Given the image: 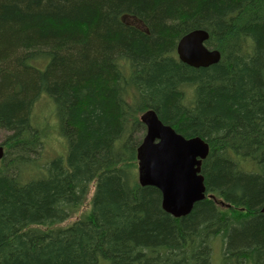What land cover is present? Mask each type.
<instances>
[{
	"label": "trees",
	"instance_id": "1",
	"mask_svg": "<svg viewBox=\"0 0 264 264\" xmlns=\"http://www.w3.org/2000/svg\"><path fill=\"white\" fill-rule=\"evenodd\" d=\"M149 109L209 144L185 217L138 182ZM0 130V264H264V0H0Z\"/></svg>",
	"mask_w": 264,
	"mask_h": 264
},
{
	"label": "water",
	"instance_id": "2",
	"mask_svg": "<svg viewBox=\"0 0 264 264\" xmlns=\"http://www.w3.org/2000/svg\"><path fill=\"white\" fill-rule=\"evenodd\" d=\"M208 39V32L202 29L184 35L177 44L179 60L196 69L219 63L221 53L206 46ZM140 120L146 132L137 149L139 184L161 192L165 212L175 218L185 217L206 198L202 164L209 155V144L200 137L186 138L177 133L153 109L143 113ZM4 154L0 146V164Z\"/></svg>",
	"mask_w": 264,
	"mask_h": 264
},
{
	"label": "rangeland",
	"instance_id": "3",
	"mask_svg": "<svg viewBox=\"0 0 264 264\" xmlns=\"http://www.w3.org/2000/svg\"><path fill=\"white\" fill-rule=\"evenodd\" d=\"M43 105H49L50 106V101L47 97L42 98V101L38 104V108H36V110H35V113L38 117H44L45 116V115H43L45 113V111H44L45 109L42 108ZM7 134L8 133L6 131L0 130V144H1V142H3L5 140V137L7 136ZM54 137H55L54 139H56V140H54L53 142H50L49 146L46 145V150L44 149V155H46L47 150L49 151V148H52V147H55L56 150L61 151L62 143H60V141L57 139V136H54ZM136 172L138 173V167L136 169ZM92 194H93V189H92L91 195ZM88 203L83 207V210L87 209ZM216 258H219V255L218 256L216 255Z\"/></svg>",
	"mask_w": 264,
	"mask_h": 264
}]
</instances>
